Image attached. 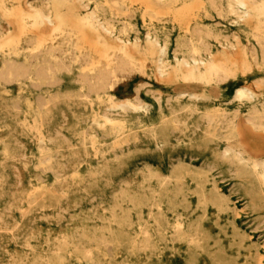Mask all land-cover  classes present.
<instances>
[{
	"label": "rangeland",
	"instance_id": "obj_1",
	"mask_svg": "<svg viewBox=\"0 0 264 264\" xmlns=\"http://www.w3.org/2000/svg\"><path fill=\"white\" fill-rule=\"evenodd\" d=\"M81 1L0 0V264H264V0Z\"/></svg>",
	"mask_w": 264,
	"mask_h": 264
},
{
	"label": "bare ground",
	"instance_id": "obj_2",
	"mask_svg": "<svg viewBox=\"0 0 264 264\" xmlns=\"http://www.w3.org/2000/svg\"><path fill=\"white\" fill-rule=\"evenodd\" d=\"M79 3H81L82 1L81 0H77ZM235 2H237L238 3V5H241V6H244V7H246L247 6V4H246V2H244L243 0H234ZM184 3V2H183ZM81 5V4H80ZM30 7V6H29ZM83 8L84 7H87V6H82ZM31 8V7H30ZM39 14H40V16L43 18V19H45V20H48V18L44 15V14H42V12L41 11H39ZM246 14H248V13H246ZM88 16L89 17H91V18H95V13L92 11V12H89L88 13ZM49 22V21H48ZM257 23V22H256ZM255 25V24H254ZM93 27V26H92ZM99 27H100V29L102 28V30L105 32V33H110L109 32V29L103 24V23H101V24H99ZM195 31V30H194ZM75 37V36H74ZM117 40H119L120 41V43L123 45V46H125L126 44H125V42H123L121 39H117ZM257 44H258V46H259V49H260V51H261V55H262V60H263V62H264V39H261V40H257ZM153 45V44H152ZM237 45V44H236ZM40 47H41V45H37L36 46V48H35V50H40ZM153 52V51H152ZM164 53V50L162 49L161 50V52H160V54H163ZM117 57V55L114 53V52H112V53H110V54H107V56H106V66L108 67V65H110V63H112L113 61L112 60H114L115 58ZM163 57V56H162ZM159 64L161 65L162 64V62H161V60H160V58H159ZM193 64H194V66H201V65H203L206 69H208L209 71H210V73L216 78V80L217 81H225L226 79H227V74L225 73V71L221 68V67H215V66H213L211 63H205V62H203V61H195V60H193ZM85 66H91L90 68L91 69H94L95 68V63H91L90 61H88V60H86L85 61ZM182 66L184 67V69L186 68L187 69V71H188V76L189 75H191V73H192V68H191V66L185 61V62H182ZM65 67V66H64ZM159 69V68H158ZM37 71V70H36ZM48 71H50V70H48ZM118 71H121V72H124L125 71V69H124V66L122 65V66H120L119 67V70ZM160 71V70H159ZM41 73V72H40ZM115 74H116V72H114V71H109L107 68L105 69L104 68V71H99V73H98V75H97V77L95 78V81H93L92 83H91V85H93L94 84V82H99L102 86H104L106 83H109L108 84V86H110V80L115 76ZM77 83V82H76ZM43 86V85H42ZM107 86V87H108ZM245 92H248V89H246V88H242V89H237L236 90V92H235V95L236 96H239V95H241V94H244ZM106 95V94H105ZM85 96V95H84ZM2 112V111H1ZM237 129V128H236ZM250 129H251V127H250ZM252 130V129H251ZM240 131V130H239ZM253 132V131H252ZM256 133V132H255ZM241 134V133H240ZM57 135V134H56ZM253 152H255V151H253ZM258 153V152H257ZM260 155V154H259ZM256 161H257V163H258V165L259 166H261L263 169H264V159L263 158H257L256 159ZM34 187V186H33ZM111 246V245H110ZM109 246V247H110ZM110 249V248H109ZM109 249H107V250H109Z\"/></svg>",
	"mask_w": 264,
	"mask_h": 264
}]
</instances>
